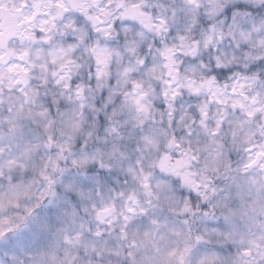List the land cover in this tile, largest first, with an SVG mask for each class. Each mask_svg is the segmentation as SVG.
<instances>
[{"label":"clouds","instance_id":"clouds-1","mask_svg":"<svg viewBox=\"0 0 264 264\" xmlns=\"http://www.w3.org/2000/svg\"><path fill=\"white\" fill-rule=\"evenodd\" d=\"M0 264H264V0H0Z\"/></svg>","mask_w":264,"mask_h":264}]
</instances>
